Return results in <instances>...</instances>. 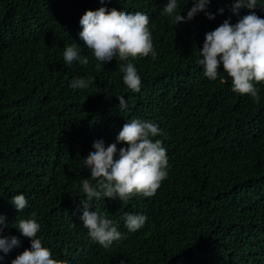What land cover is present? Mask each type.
Here are the masks:
<instances>
[{"label": "trees", "instance_id": "16d2710c", "mask_svg": "<svg viewBox=\"0 0 264 264\" xmlns=\"http://www.w3.org/2000/svg\"><path fill=\"white\" fill-rule=\"evenodd\" d=\"M167 0H0V214L3 236L19 247L3 255L11 261L31 241L17 219L35 220L37 238L53 259L68 264H264V83L259 103L232 91L220 68L217 80L197 64L206 33L225 20L235 24L233 0H211L204 12L179 25L162 15ZM187 20L192 0H177ZM264 0L256 14L264 18ZM101 7L150 19L156 58H129L101 64L80 39V19ZM224 9L223 14L219 12ZM80 46L88 65H67L63 52ZM131 62L141 77L139 92L127 89L121 64ZM77 78L92 81L73 89ZM223 78V82L222 79ZM118 96L127 108L120 110ZM131 119L157 124L168 157L167 178L153 197L127 202L95 198L91 211L112 220L122 234L110 249L94 242L83 226L80 181L90 172L83 162L93 143H117ZM127 145L117 143V148ZM119 158L118 155L116 157ZM95 183V181H93ZM25 195L18 212L10 202ZM126 214L147 217L132 232Z\"/></svg>", "mask_w": 264, "mask_h": 264}, {"label": "clouds", "instance_id": "9594fccd", "mask_svg": "<svg viewBox=\"0 0 264 264\" xmlns=\"http://www.w3.org/2000/svg\"><path fill=\"white\" fill-rule=\"evenodd\" d=\"M100 2L104 3L105 0ZM192 3L194 6L187 12V20L178 13L177 0H167L162 15L172 17L173 23L177 25L191 21L201 12L209 20L215 19L212 13L207 12L211 0H192ZM257 8L258 0H233L231 11L234 15L240 16L241 9H248V14L241 16L235 24L230 19L225 20L215 30L206 33L203 48L200 49L202 58L196 62L203 67L204 76L212 81L217 80L222 66L223 72L232 81V91L250 95L254 102L259 103V89L256 85L264 83V18L256 14ZM260 9H264V5ZM219 12L223 14L224 9ZM79 23L82 28L79 37L99 62L97 68L117 58L121 62L149 55L156 58L149 28L150 19L143 12L129 13L101 7L96 11H86ZM63 58L67 65L75 61L81 65L89 63L88 57L81 55L80 46L75 43L66 46ZM119 70L123 73L127 89L139 92L141 77L134 64H121ZM91 83L89 79L77 78L72 81L71 87L87 89ZM118 99L120 110L126 109L128 105L124 97L118 96ZM162 134L154 122L131 119L123 125L116 138L117 143L127 147L118 149L117 143L106 147L103 140L95 141L94 151L83 159L90 172V179L80 181V191L87 198L81 201L80 219L89 237L106 250L115 241H119L122 234L112 220L91 211L90 202L94 198H118L121 202H127L137 194L153 197L168 175L166 148L161 140L152 139ZM10 202L19 213L28 206L23 194L13 196ZM31 215L33 218L17 219L16 223V228L31 241V246L17 255L11 264H68L67 260L53 259L51 250L42 245L37 238L40 225L34 218L35 213ZM124 220L129 231L135 232L145 225L147 217L126 214ZM6 226L7 218L0 214V252L4 254L20 245L17 237L3 236ZM3 259V255H0V261Z\"/></svg>", "mask_w": 264, "mask_h": 264}]
</instances>
